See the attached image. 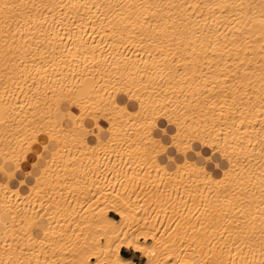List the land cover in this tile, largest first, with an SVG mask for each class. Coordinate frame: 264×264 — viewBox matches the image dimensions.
<instances>
[{"label": "bare ground", "instance_id": "1", "mask_svg": "<svg viewBox=\"0 0 264 264\" xmlns=\"http://www.w3.org/2000/svg\"><path fill=\"white\" fill-rule=\"evenodd\" d=\"M1 212L0 264H264V0H0Z\"/></svg>", "mask_w": 264, "mask_h": 264}, {"label": "crops", "instance_id": "2", "mask_svg": "<svg viewBox=\"0 0 264 264\" xmlns=\"http://www.w3.org/2000/svg\"><path fill=\"white\" fill-rule=\"evenodd\" d=\"M109 215L116 218V214L112 211L109 212ZM121 254L127 258H131L135 264H141L144 261V257L139 253L131 249L122 248Z\"/></svg>", "mask_w": 264, "mask_h": 264}, {"label": "rangeland", "instance_id": "3", "mask_svg": "<svg viewBox=\"0 0 264 264\" xmlns=\"http://www.w3.org/2000/svg\"><path fill=\"white\" fill-rule=\"evenodd\" d=\"M173 150H174V148H173ZM97 203H98V202H97ZM101 206H104V205H101ZM110 211H111V210H110ZM110 211H109V212H110ZM112 212H113V211H112ZM115 214H116V213H115ZM0 215H1V216H2V215H4V216H9L8 213H5V212H3V213L1 212ZM116 217L118 218V215H117V214H116ZM241 224H242V223H241ZM241 224H239V225H241ZM204 227H206V226H204V223H203V228H204ZM212 227H213V228H212ZM203 228H202V229H203ZM210 228L213 229V231H211L212 229L210 230V232H211L210 237L212 238V237L214 236V230H215V227H214V226L208 227V229H210ZM204 229H205V228H204ZM208 229H207V230L205 229V230H203V231L200 229V232H203L205 235H206V233H207V236H208L209 233H210V232H209V233L207 232ZM205 232H206V233H205ZM210 237H209V238H210ZM143 262H144V261H143ZM143 262H142L141 264H143Z\"/></svg>", "mask_w": 264, "mask_h": 264}]
</instances>
